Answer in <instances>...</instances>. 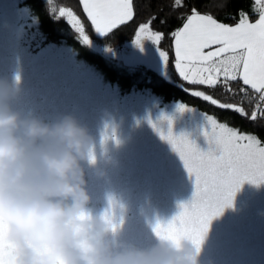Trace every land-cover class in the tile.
I'll use <instances>...</instances> for the list:
<instances>
[{
  "label": "rangeland",
  "instance_id": "374dc122",
  "mask_svg": "<svg viewBox=\"0 0 264 264\" xmlns=\"http://www.w3.org/2000/svg\"><path fill=\"white\" fill-rule=\"evenodd\" d=\"M18 3L0 0V80L9 84L18 80L19 89L9 102L12 111L46 123L71 116L86 127L95 141V163L82 166L106 195L94 216L108 209L111 197L122 220L114 237L117 244L140 249L158 246L153 225L171 220L178 205L192 198L194 178L152 124L167 132L168 121L162 117H170L174 134H187L207 151L206 113L190 105L191 110L180 112L182 102H165L145 88L120 92L70 45L44 43V37L31 28L35 21ZM61 7L73 10L59 6L58 14ZM89 38L92 49L123 68L144 65L167 75L159 54L165 51L151 40L143 38L139 46L134 39L107 47ZM113 129L119 143L111 138ZM105 136L109 138L102 145ZM198 264H264V184L245 182L232 206L212 220Z\"/></svg>",
  "mask_w": 264,
  "mask_h": 264
},
{
  "label": "snow or ice",
  "instance_id": "6c2138e0",
  "mask_svg": "<svg viewBox=\"0 0 264 264\" xmlns=\"http://www.w3.org/2000/svg\"><path fill=\"white\" fill-rule=\"evenodd\" d=\"M80 3L95 33L104 37L127 25L137 14L135 0H80ZM177 6L182 7L183 0H173V7ZM218 6L224 5L221 3ZM253 12L258 13L254 22L241 10L237 22L227 25L211 14L192 8L182 26L171 33L175 69L180 78L190 85L208 88H215L221 77L225 82L239 78L264 101V0H254ZM59 16L66 18L81 44L91 43L84 25L73 10L61 7ZM162 35L152 31L150 20L138 26L134 42L139 46L146 38L159 45ZM213 46H217L215 50L205 52ZM159 54L164 64L168 65V55L162 51ZM190 94L220 109L240 113L253 122L258 120V116L264 118V110L259 113L253 111L249 116L242 107L222 103L203 91L192 90ZM186 110L191 108L181 103L179 111ZM205 117L210 126L203 133L209 144L207 151L189 139L187 134H174L170 117H162L168 121L167 132L152 124L161 139L167 141L179 155L188 175L194 178L192 198L180 203L179 211L168 222L157 220L152 230L159 239L177 246L181 241L189 240L197 252L201 251L212 220L232 206L241 186L245 182L256 186L264 184V139L219 122L212 115L205 114ZM108 138L102 137V144ZM111 138L116 140L115 129ZM116 142L119 143L118 140ZM115 206L114 200L109 197V207L103 216L114 232L120 226L114 222ZM6 232V225L0 222V264H17L15 246L7 239Z\"/></svg>",
  "mask_w": 264,
  "mask_h": 264
},
{
  "label": "clouds",
  "instance_id": "9594fccd",
  "mask_svg": "<svg viewBox=\"0 0 264 264\" xmlns=\"http://www.w3.org/2000/svg\"><path fill=\"white\" fill-rule=\"evenodd\" d=\"M17 84L0 80V222L17 264H198L189 240L120 247L106 209L88 208L82 165L95 163L94 138L71 116L46 123L12 111Z\"/></svg>",
  "mask_w": 264,
  "mask_h": 264
},
{
  "label": "trees",
  "instance_id": "16d2710c",
  "mask_svg": "<svg viewBox=\"0 0 264 264\" xmlns=\"http://www.w3.org/2000/svg\"><path fill=\"white\" fill-rule=\"evenodd\" d=\"M221 3L224 5L223 7L218 6ZM18 4L35 21L31 28L44 37V43L54 42L70 45L78 57L94 65L108 83L116 85L120 92L145 88L165 102L180 101L214 116L220 122L227 123L241 132L255 133L264 139V118L258 116V120L253 122L240 113L230 109H220L199 97H194L190 91H203L222 103L235 104L242 107L249 116L253 111L259 113L264 110V101L260 100V94L255 93L250 86L243 85L239 78L236 81L227 82L221 78L215 88L190 85L183 81L175 69L174 39L171 35L183 24L184 18L191 13L192 8H196L202 13L211 14L218 21L227 24H235L241 10L249 15L250 20H255L258 18V13L253 12L254 0H183V6L176 8L173 7V0H135L137 14L134 20L113 30L107 37L95 33L91 22L83 11L80 0H19ZM59 6L71 7L81 18L88 35L107 47L121 46L134 40L138 26L151 20L152 31L163 34L158 46L168 55L167 75L144 65L138 66L134 70H128L110 61L103 52L92 49L89 45L81 44L66 18L59 16ZM229 88L231 91H228Z\"/></svg>",
  "mask_w": 264,
  "mask_h": 264
},
{
  "label": "flooded vegetation",
  "instance_id": "af4514ba",
  "mask_svg": "<svg viewBox=\"0 0 264 264\" xmlns=\"http://www.w3.org/2000/svg\"><path fill=\"white\" fill-rule=\"evenodd\" d=\"M84 173H85L84 178L86 180L85 187L89 196L91 197L88 208L90 210V213L94 215L95 213L100 211V209H102V207L104 206L106 201L105 200L106 195L103 194V192L101 191L102 188L99 183L92 184L91 174L88 172V169L85 167H84Z\"/></svg>",
  "mask_w": 264,
  "mask_h": 264
},
{
  "label": "crops",
  "instance_id": "0c3cea01",
  "mask_svg": "<svg viewBox=\"0 0 264 264\" xmlns=\"http://www.w3.org/2000/svg\"><path fill=\"white\" fill-rule=\"evenodd\" d=\"M202 13V12H201ZM256 20V19H255ZM255 20H250V21H252V22H254ZM219 22H221V21H219ZM225 24H227V23H225ZM227 25H234V24H227ZM182 26V25H181ZM180 26V27H181ZM179 27V28H180ZM178 29V28H177ZM215 47H217V46H213L212 48H210V49H205V52H208V51H212V50H215ZM174 53H175V50H174ZM221 78H223V77H221Z\"/></svg>",
  "mask_w": 264,
  "mask_h": 264
}]
</instances>
